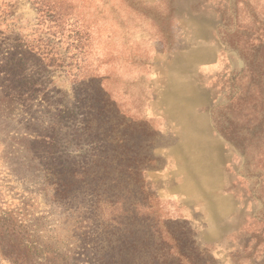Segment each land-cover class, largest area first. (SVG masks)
<instances>
[{
  "label": "rangeland",
  "instance_id": "1",
  "mask_svg": "<svg viewBox=\"0 0 264 264\" xmlns=\"http://www.w3.org/2000/svg\"><path fill=\"white\" fill-rule=\"evenodd\" d=\"M48 1L68 20L0 0V217L94 264L87 198L136 163L160 257L264 264V0Z\"/></svg>",
  "mask_w": 264,
  "mask_h": 264
},
{
  "label": "trees",
  "instance_id": "2",
  "mask_svg": "<svg viewBox=\"0 0 264 264\" xmlns=\"http://www.w3.org/2000/svg\"><path fill=\"white\" fill-rule=\"evenodd\" d=\"M32 1L38 13L50 18V21L57 23L64 18L68 20L59 2ZM31 50L33 51V49ZM251 69L248 71L254 75ZM260 77L264 78V72L260 74ZM89 82L92 83V81ZM80 124L79 131H83L86 123L80 121ZM95 156V154L89 155L92 165H96L93 160ZM60 164L64 165L65 163L60 162ZM140 169V165H136V163L126 166L121 170L122 174L126 171L127 180L124 179L125 177L119 176L111 182L113 190L126 189L127 193L122 192L120 196L115 192L110 193L107 199L100 200L87 198L85 208L88 222H91V231L86 235L88 236L86 239L89 241L93 239L92 242L99 241L97 245L99 247L89 248L90 253L95 257L94 264H175L174 261H168L166 257H160V250H164V253L167 251L168 255H173V253L171 246L165 243L164 237L160 233V219L156 220L153 215L156 212L155 206L152 204V197L145 194L144 184L138 176ZM58 185L62 189H58L56 194L58 203L62 205L72 204L83 197L96 196L95 191L91 189L92 192H82V194L80 192L78 195L75 193L73 197H70V195H66L68 191L70 192L66 185ZM71 186L72 184L69 185V187ZM85 194L87 195L82 196ZM100 198L102 197L100 196ZM101 202L109 204H106V207L102 209L101 206L104 205ZM39 238V236L30 233L27 226L15 223L12 219L0 217V243L6 244V251L12 256L10 261L13 264H70L66 254V256H61L62 263L54 261L51 257H44L43 251L52 248L48 244H40ZM79 241L81 243V240ZM163 246L164 248H162ZM71 257L72 255H70Z\"/></svg>",
  "mask_w": 264,
  "mask_h": 264
}]
</instances>
